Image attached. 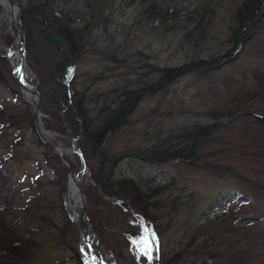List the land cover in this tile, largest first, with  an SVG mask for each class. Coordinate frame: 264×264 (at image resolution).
<instances>
[{
    "label": "rangeland",
    "instance_id": "rangeland-1",
    "mask_svg": "<svg viewBox=\"0 0 264 264\" xmlns=\"http://www.w3.org/2000/svg\"><path fill=\"white\" fill-rule=\"evenodd\" d=\"M14 1L24 9L40 4V0ZM47 1L49 22L84 31L72 38L79 59L67 93L76 94L67 97L70 103L65 107L58 82L64 71L59 74L53 68L57 69L55 64L64 55L71 56L66 51L72 46L63 42L59 53L53 44L55 48L44 43L41 32L55 34L42 20V25L33 23L25 55L32 84L41 95L42 125L50 134L48 139L64 150L65 160L76 173L81 171V161L73 149L78 147L77 138L82 140L85 118L95 127L120 92L148 85L163 69L221 57L230 60L242 49L210 74L185 75L165 91L144 96L102 145L104 156L84 159L87 175L81 183L103 264H149L143 245L134 243L149 234H155L158 245V251L151 252L150 264H225L210 257L221 242V249L227 247L224 239L211 238L207 223L225 212L224 224L234 223L239 230L264 229V191L257 197L258 192L247 188L251 181L264 188V150H249L253 158L231 151L235 145H244L246 138L264 143V128L252 127L250 119L238 117L201 148L202 164L227 166L249 179L246 183L199 163H165L160 158L169 155L171 150L166 148L184 146L182 130L208 126L216 115L240 109L264 114V18L250 32L252 38H241L235 50L230 41L238 37L236 14L246 0H156L153 9L142 0ZM259 5L264 12V0ZM3 22L0 44L16 49L12 22ZM24 100L34 104L12 79L7 54L0 47V211L7 205L14 208L4 216L8 231L0 229V243L5 246L0 244V263L85 264L66 211V171L51 151L36 142L34 119ZM104 169L111 170V175L102 173ZM99 176L109 183L132 180L147 198L142 209L146 216L132 218L128 210L113 205V198L101 190ZM95 198L97 203H93ZM250 220L257 221L251 225ZM16 236L24 238L23 246L14 242ZM204 238L209 239L207 247H201ZM12 246L26 257L17 259L7 250Z\"/></svg>",
    "mask_w": 264,
    "mask_h": 264
},
{
    "label": "trees",
    "instance_id": "trees-1",
    "mask_svg": "<svg viewBox=\"0 0 264 264\" xmlns=\"http://www.w3.org/2000/svg\"><path fill=\"white\" fill-rule=\"evenodd\" d=\"M144 2H150L149 6L151 5V9L155 8V1L156 0H142ZM47 0H40V4L36 7H31L29 9H22V13L20 16V20L22 23L23 31H24V37H25V50H28V48L31 46V38L33 37V23L36 22L40 25H42V20L46 19L47 21L49 18V10H46ZM56 3H53L52 6H54ZM247 10L245 12V10ZM236 16L238 17V37L232 39L230 42V45L234 46L233 49H238L240 46V43L242 42L241 38H252V34L250 32L254 30V28H257L258 24L262 22V19L264 18V12L263 9L260 10L259 0H246L242 2L241 6L239 7ZM52 24H56V29L53 30L54 34L61 37L65 44H69L72 47L67 49V54H70L71 56L64 55L62 58V61L59 63H56L55 66L57 69H54L56 73L61 74L62 71H64L61 76L58 78V82H60L62 91H63V97L65 96V102L62 103V105L65 107L67 106L70 101L67 99V97L72 98L76 93L73 91L71 93L68 92V87L72 85V81L75 78V70L78 66V54L76 53V43L73 41L72 38H78L77 34H82L81 29H64L63 26H61L58 21H50ZM49 29V28H46ZM236 30V31H237ZM78 32V33H77ZM52 32L44 31V33H40V38L44 40V43L49 45L50 47H54L52 44V37L53 35H50ZM53 34V33H52ZM247 41V40H246ZM245 41V42H246ZM55 48V47H54ZM81 49V48H80ZM242 49L237 50L236 54L230 59L232 60L240 54ZM226 53L225 55H228ZM78 58V59H77ZM222 58V57H221ZM219 59H211L209 61H198V62H190L184 65H181L176 68H166L163 69L160 73L159 77L155 81H151L148 85L136 88V89H127L125 91H122L119 93V95L116 97V101H112V105H109L106 107V115L104 117L99 118L97 125L95 127H92L91 122L89 119L85 118L84 126H85V132L82 135V140H79L77 138V146L83 156V158L87 161L89 159V156L94 155L95 158L99 157V155L104 156V153L102 151V145L107 144L108 138L110 137V134H113L116 132L124 123L126 117H128V114L132 112L137 104L142 100L144 96H152L157 94L158 92L165 91L171 84L179 80L181 77L189 74H198V75H204V74H210L212 71H215V69L218 68L220 64H223L225 62H228L230 60H220ZM68 59H71L72 62ZM57 62V61H53ZM52 67V66H51ZM66 69V70H65ZM54 76V75H53ZM71 90V89H70ZM118 102V104L116 103ZM116 105V107L114 106ZM114 109H112V107ZM28 118L30 117L29 114H27ZM238 117H246V119L251 120L252 127L254 125L261 126L264 128V114H258L245 111L243 109L235 110V111H229L226 113H222L220 115H216L214 122L208 126H201V125H195L194 127L190 128L189 130L184 129L182 130V136L183 140H185V144L182 147H176V148H166V150H171L169 152V155L161 159V162H168V161H179L182 164L191 163V165L199 163L202 166H209L211 170L223 173H230L231 176L237 179H241L243 182H249V179L244 177L243 175L238 174L236 171L232 170L229 167H225L224 165H221L219 163H208L202 164L204 161H202L201 156V148L203 145L208 142V138L220 131L225 125L230 124L232 121H234ZM60 119V117H59ZM222 120L226 121L225 123H221ZM258 122L256 123L255 121ZM60 121V120H59ZM260 124V125H259ZM60 127V126H59ZM34 131V130H33ZM63 131V128L60 130ZM264 133V131H263ZM258 135V133H257ZM36 142L40 146H44L39 139L37 138L35 134ZM46 147V146H44ZM232 147V146H231ZM255 148V149H252ZM46 150H49L46 147ZM249 150H264V143L260 142L257 143L255 140L249 141L248 138H246V142L244 145H239L236 147V145L231 148V151H235L239 154V156L248 155L249 157L253 158L254 156L249 152ZM50 151V150H49ZM216 151L213 154H217ZM157 153V152H155ZM159 153H164L160 151ZM150 154H154L151 153ZM155 157H158L156 155ZM100 158V157H99ZM53 161L55 162L56 158L52 156ZM109 159V158H108ZM147 159V158H146ZM99 160V159H97ZM121 160V159H120ZM150 160V159H149ZM104 161H107L104 158ZM114 163V161H113ZM112 163V164H113ZM198 166V165H197ZM111 169V167H110ZM56 170H58L56 168ZM59 171L63 174V179L66 180V174L64 169H59ZM102 173L111 175V170L107 171V169L101 170ZM107 171V172H106ZM99 176V185L101 187L102 192L104 195L108 198H115V199H122L128 202L130 206V215L132 218L134 217H141V215L146 216L143 214L142 209L144 210L146 207L145 202L147 203V198L141 194L139 191V188L134 184L132 180L125 179L119 182H110L106 181V179ZM247 188L251 191L255 192H262L264 191V188H262L258 182L251 181ZM256 194V196L261 197V194ZM93 203H97V199H93ZM262 203H264L262 201ZM14 208L7 205L6 208L2 211H0V229H4L5 232H7V225L4 223L5 219L4 216L6 214L11 213ZM16 210V209H15ZM24 209H22L23 211ZM25 211V210H24ZM264 213V212H262ZM225 212H222L220 214V217L217 218L216 221L213 223H207V230H209V233L212 234L211 238L214 240H223V246H226L227 249H221L222 248V242L219 244L221 246H217L215 248V252L211 254V258H215L219 262H224L225 264H256L255 261L258 260L259 264H264V229L260 231L257 227H249V228H243L240 229L235 226L234 223L231 224H224V219L222 218L224 216ZM142 216V217H143ZM2 217V218H1ZM2 219V220H1ZM137 220V218H136ZM257 221V220H256ZM255 220H250L248 224H255ZM70 225V222H68ZM245 226V225H243ZM10 230V228H9ZM241 233V234H240ZM16 243H20L21 246H23V237L22 236H16L14 237ZM232 238V239H231ZM209 239L204 238L201 242V247H207ZM208 241V242H207ZM13 242V241H11ZM1 244V243H0ZM4 246V244H1ZM10 245V244H9ZM6 245V246H9ZM13 245V244H11ZM1 246V247H2ZM5 247V246H4ZM17 248V251L20 249ZM14 246L12 248H7L9 252L12 253V255H15L17 259L25 258L24 251L19 250V254H17ZM188 249V247L186 246ZM16 252V253H15ZM17 254V255H16ZM190 255L192 253H189ZM27 255V254H25ZM78 263H81V259L79 257V254H76ZM1 264V263H0ZM12 264V263H11ZM18 264V262L16 263ZM163 264V263H162Z\"/></svg>",
    "mask_w": 264,
    "mask_h": 264
},
{
    "label": "water",
    "instance_id": "water-1",
    "mask_svg": "<svg viewBox=\"0 0 264 264\" xmlns=\"http://www.w3.org/2000/svg\"><path fill=\"white\" fill-rule=\"evenodd\" d=\"M1 3H3L4 5H8V3L11 4V18L10 21L13 24V27L16 31V38L18 39V44L16 46V60H18V64H19V72L20 74H24L25 70H29L30 69L27 67L26 65V61H25V50H24V34H23V30H22V24L20 21V14H21V9L19 7V5L14 1V0H0ZM7 3V4H6ZM43 25L47 26V22L43 21ZM53 43L55 44V46L58 48L59 52H62V41L58 36H54L52 38ZM11 69V77L12 79L15 81V77L14 75H12V68ZM25 90V88H22V91ZM36 94L38 95V99H39V103L36 106H32L31 104H28L27 101L24 100L25 103L28 104L31 115L33 116L34 119V130H35V134L37 135L39 141L44 144L45 146H47L51 152L59 159L60 163L62 164L63 168L66 171L67 174V184L69 182H71L72 184L75 185V187L77 188L78 191V196L81 199V205L79 207V210L76 213H73L71 215L68 214V217L70 219V222L72 223L73 226V231L76 233V235L79 237V245H78V249L80 252V256L82 257V260L84 261L85 264H102L101 263V254L98 251V249L95 247V245L93 244V230L90 224L89 219L87 218L86 215V208H87V198L86 195L84 194L83 191V187L80 185V180L79 178H77L71 169L69 164L67 163V161L64 158V154L63 152H61L60 148L53 145L52 143H50V141H47L45 139V137H43L42 133L40 132V123L39 122V118H41L42 114H41V95L39 93V91L37 90L36 87ZM24 92V91H23ZM26 93V92H24ZM36 113V116L33 115V113ZM42 124V123H41ZM74 148V147H73ZM74 151H76L77 155L80 158L81 161V170L83 172L87 171L86 168V164L85 161L82 157V155L80 154V152L75 148L73 149ZM115 205H118L119 207H121L123 209V211H127L129 209V205L122 201V200H113L112 202ZM81 225V226H80ZM80 242L87 244L89 247V251L87 253H83L81 251L80 248Z\"/></svg>",
    "mask_w": 264,
    "mask_h": 264
},
{
    "label": "bare ground",
    "instance_id": "bare-ground-1",
    "mask_svg": "<svg viewBox=\"0 0 264 264\" xmlns=\"http://www.w3.org/2000/svg\"><path fill=\"white\" fill-rule=\"evenodd\" d=\"M7 4V3H6ZM2 11L0 14V25H2L4 22L3 21H7V19L10 21L11 18V4L8 3V5H4L3 3L0 2ZM11 22V21H10ZM57 25L56 24H50V28L52 30L56 29ZM59 37V36H58ZM61 38V37H59ZM61 41H63V39L61 38ZM17 44H18V39H17ZM0 47H2V49L5 51V54H7V58L9 61V66L10 68H12V75H14V77L16 78L15 81L18 83V85L20 86V92L24 95V97L30 101L33 107L38 105L39 103V99H38V95L36 94V87L33 86L32 84V73L29 70H25L24 74H20L19 70V64H18V60H16V49H12V48H7L4 45L0 44ZM22 88H25V90L22 91ZM34 116H36V113H33ZM42 116L41 118H39V122L42 123ZM40 123V132L42 133L43 137H45V139L47 141H49V137L50 134L48 132L45 131L43 125ZM51 143V142H50ZM59 147V146H58ZM60 148V147H59ZM61 152H64V150L62 148H60ZM74 175L79 178L80 180V185L82 183V181L84 180V177H86L87 175V171L83 172L82 170L80 172H75ZM65 206H66V211L69 215L76 213L79 210V207L81 205V199L78 196V191L77 188L75 187L74 184H72L71 182H69L68 185V191H67V195L65 197ZM81 226V225H80ZM93 244L96 247V242L94 240V236H93ZM97 248V247H96ZM81 250L83 253H87L89 251V247L87 244L81 243ZM99 251V249H98ZM100 252V251H99ZM101 254V253H100ZM101 263L103 264V260L101 259Z\"/></svg>",
    "mask_w": 264,
    "mask_h": 264
},
{
    "label": "snow or ice",
    "instance_id": "snow-or-ice-1",
    "mask_svg": "<svg viewBox=\"0 0 264 264\" xmlns=\"http://www.w3.org/2000/svg\"><path fill=\"white\" fill-rule=\"evenodd\" d=\"M19 71V70H18ZM142 244L144 247V255L149 260V264L152 260L151 252L153 250L158 251V245L156 244V237L155 234H149L148 236H142L139 242H134ZM155 245V248L153 247Z\"/></svg>",
    "mask_w": 264,
    "mask_h": 264
}]
</instances>
